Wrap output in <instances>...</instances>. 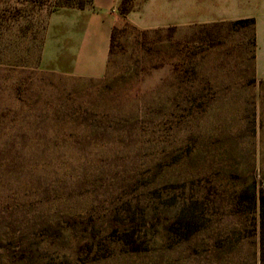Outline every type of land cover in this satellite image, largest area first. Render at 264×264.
<instances>
[{
	"label": "rangeland",
	"instance_id": "374dc122",
	"mask_svg": "<svg viewBox=\"0 0 264 264\" xmlns=\"http://www.w3.org/2000/svg\"><path fill=\"white\" fill-rule=\"evenodd\" d=\"M52 2L0 0V264H259L238 203L264 190L254 26L122 0L105 74L77 77L45 57Z\"/></svg>",
	"mask_w": 264,
	"mask_h": 264
},
{
	"label": "crops",
	"instance_id": "0c3cea01",
	"mask_svg": "<svg viewBox=\"0 0 264 264\" xmlns=\"http://www.w3.org/2000/svg\"><path fill=\"white\" fill-rule=\"evenodd\" d=\"M121 2L92 0L84 9L64 7L54 11L45 42L47 60L54 63L68 60L70 73L77 77H102L110 56L112 31L120 17ZM207 3V15L201 19L256 18V64L264 68V0H207Z\"/></svg>",
	"mask_w": 264,
	"mask_h": 264
},
{
	"label": "trees",
	"instance_id": "16d2710c",
	"mask_svg": "<svg viewBox=\"0 0 264 264\" xmlns=\"http://www.w3.org/2000/svg\"><path fill=\"white\" fill-rule=\"evenodd\" d=\"M92 3V0H53L52 5L55 9H60L64 7L68 8H80L84 9ZM123 7L121 11L127 12V8L124 9L125 0L122 2ZM219 23H215L218 25ZM231 24H250L254 26L256 33V18L255 17H247L242 19H237ZM114 29L112 31L111 36V45H110V53L112 52L113 43H114ZM176 29V26L170 27V33ZM204 203L200 201L198 198L191 200V202L184 201L183 203V211H185L186 216L182 221V229L186 231L184 234V238L190 239L200 228L201 223L204 220V211L200 208L199 205ZM239 204H244L245 207L251 208L252 211H257V217H254V222L252 225V229L250 232L257 231L259 236V264H264V190L257 191L255 189H247L243 190L239 196Z\"/></svg>",
	"mask_w": 264,
	"mask_h": 264
}]
</instances>
